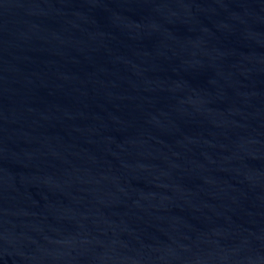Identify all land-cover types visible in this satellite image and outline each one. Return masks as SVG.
Returning <instances> with one entry per match:
<instances>
[{
  "label": "water",
  "instance_id": "obj_1",
  "mask_svg": "<svg viewBox=\"0 0 264 264\" xmlns=\"http://www.w3.org/2000/svg\"><path fill=\"white\" fill-rule=\"evenodd\" d=\"M0 264H264V0H0Z\"/></svg>",
  "mask_w": 264,
  "mask_h": 264
}]
</instances>
